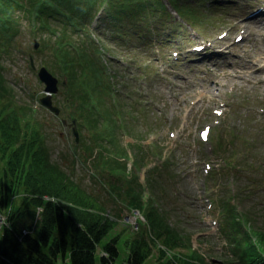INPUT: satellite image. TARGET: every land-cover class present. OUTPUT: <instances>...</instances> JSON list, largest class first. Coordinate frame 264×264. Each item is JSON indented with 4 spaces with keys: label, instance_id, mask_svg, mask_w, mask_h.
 Instances as JSON below:
<instances>
[{
    "label": "rangeland",
    "instance_id": "1",
    "mask_svg": "<svg viewBox=\"0 0 264 264\" xmlns=\"http://www.w3.org/2000/svg\"><path fill=\"white\" fill-rule=\"evenodd\" d=\"M127 1L130 6L134 5L135 0ZM180 1L187 5V11L184 13L182 10V15L192 23V27H187L185 30L186 38L183 39L184 42L179 48L181 53L176 63L164 62L163 60L155 61L153 58V60L148 59L151 56L149 48L151 49L157 44L158 31L150 26L147 33L143 35L142 39L146 38L145 41L136 39L133 33L136 29L142 28L143 23L135 20L138 18V14L134 12L131 15L129 9L119 17L112 18V21L104 22V33H101L100 29L99 35L103 39L102 44L109 52V56L119 58L124 52H132L133 54L136 52L137 54L133 62L138 64L137 67L132 65L129 72H125V74L119 70V66L117 70L113 69V73L116 74L114 76L115 80L122 81L124 89L134 87L132 89L134 94L140 95L142 99L149 101L147 113L143 115L140 112L139 105L130 103L123 96L126 105V111L123 110V113L128 118L136 152L137 148H143L146 153V143L155 141L156 144L167 148L170 155H172V164L168 170L161 167L153 168L154 170L151 169L152 171L150 170L148 173V169L155 166L151 160V158H154L153 155H149V161L146 155L142 160H145V164L141 165L142 168L139 170L133 169L138 174L142 170H146L151 182L153 196H156L158 203L161 205V214L168 225L175 228L180 239L189 236L187 244L175 246L172 250L183 255L180 256V259L188 260L190 259V253L198 249L203 253L206 261L213 260L214 264H226V259L230 257V251L224 246L220 232L212 229L205 218L203 197L208 195V192L204 188L207 184L211 185L207 181L208 179L203 180L200 165L202 159H209L212 154H207L203 146L197 144V127L201 121L206 120L208 122V115L211 116L210 109L212 106L216 105L218 107L217 103L225 100L228 103L227 113L219 127L225 124L230 126L235 124V129L239 130V136L241 135V137L234 140L237 143H240V138L242 141L245 139L249 141L251 137L254 139L251 145L246 142V145L241 148L240 151L243 152V155L239 161L233 158L235 162L238 161L237 169L231 168L224 171V174L219 173L216 176L215 181L219 180L218 194L215 196L218 197L220 193L226 194L227 188H235L237 211L241 221H245L247 228L251 226L253 230L259 231L260 228L264 230V187L262 186L264 180V115L259 111L260 107H264L262 105V101H264V84L249 83L250 80L245 81L243 78H239L238 75L233 76L239 69H241L242 74H245V70L248 71L249 66L264 63V0H225L224 4L212 2V0H203V2L192 0L191 3L185 0ZM259 9L260 11H258ZM138 11L140 12L141 8ZM248 15L251 16L248 17ZM14 17L15 25H18L20 29L17 39L13 41L15 49L7 52L8 47H6L5 51L0 50V53L6 54L1 57V60L4 76L13 91L12 99L17 104L27 105L31 108L29 114L19 116L18 120L21 126L29 132L33 129L44 133L51 161L58 163L59 170L64 172L66 166H68L62 163L65 157L69 156L65 160L67 163L71 162L70 152H72L71 146H73L72 141L74 139L71 126L67 125L68 123L61 124L59 114L55 115L39 103V97L44 94V86L38 82L36 70L32 71L26 60L27 53L31 50L32 39L27 29L25 15L23 18L19 15H14ZM235 21L242 23V25L233 26ZM243 24L246 26L243 27ZM224 27L232 29L230 39L233 37V30L244 28L248 33L250 28L252 33L236 46H229L228 44L222 52V55H224L222 59H219L221 55L212 54L213 51H208L205 57L198 56L188 59V56H185L186 51H182L183 48L200 42L205 36H215ZM46 39L44 44L42 43L41 52L34 56L37 65L41 59L50 61V56H42L45 52H49V49L51 50L52 37L47 35ZM4 43L6 42L2 44ZM174 47L175 45H171L165 48L166 51L163 54L162 52L156 54H162L161 56L164 57ZM217 47H222L220 42H218ZM139 51H142L141 55H139ZM212 59L216 60V66L213 63L209 67L206 66L207 63L212 62ZM229 60L230 63H228ZM107 61L113 67L118 65L112 57H108ZM145 62H147L146 68L141 66ZM155 68H159L161 73L153 76ZM141 73H145L146 78L135 80ZM214 81H219L221 85L217 95L212 92ZM60 96L61 92L58 91L53 95L51 102L58 105L61 101ZM199 96L201 97L200 102L190 110L186 121L183 123L184 119L180 116V113L190 106V100ZM3 105L0 104L1 117L7 109H12L11 106L2 111ZM101 108L103 109L102 106ZM14 109V112H16L15 107ZM64 118L66 119V113ZM67 122L71 123L70 119ZM146 123L151 124L152 126L149 127L154 130L150 131L145 137ZM182 123L183 128L180 131V136L176 137L175 140H171L168 137V131H176ZM81 127H86V124ZM224 129H221L220 135L223 134L224 136ZM228 133L231 141L236 133L229 131ZM88 134L90 135L91 132L84 130V135ZM139 138L140 140H138ZM118 139L119 136L117 135ZM94 146L93 144L91 147ZM231 146V143L226 142L222 151L225 152L228 148L229 152L232 153ZM1 154L0 147V157ZM90 156L93 158L94 153ZM217 158L216 162H220L219 157ZM2 165L1 171L6 168L4 163ZM231 170L235 177V185L231 183V177L228 176ZM93 173L94 176H92ZM102 176L99 172H94L92 165H82L78 161L77 165L75 164L73 167L72 183L79 184L86 194L89 192L96 197L94 204L97 208H106L103 213L116 222L114 232L121 233L124 231L125 233L127 231L131 234L134 231L136 222L140 220L138 218H141V216L138 210H133L131 207L124 205L118 197H115L112 201L108 189L111 181L105 179L104 174ZM145 176L146 173L140 179L142 183H145ZM250 184L253 186H250ZM118 187L119 189L125 188V184L119 182ZM10 192L12 193V191ZM17 193L19 194L14 196L12 194L14 201L12 202V208L9 210V214H11L9 220L11 225L15 222L14 226L20 230L22 229V233L26 234L29 230H33L34 217L30 214L21 216V213L27 209V202L23 198L22 201L21 197L28 196L29 191L23 186L19 188ZM37 210L36 207L29 206V211L32 214H36ZM13 213L18 216L11 218ZM117 213L120 216H117ZM1 224L2 220L0 218V226ZM29 227L32 229H29ZM148 236L151 240L154 233H149ZM127 237L120 235L116 241L118 256L114 264H127L125 260L129 251L126 243ZM151 245L152 250L142 264H156L158 260L155 248L165 247L163 243H159L158 239L156 243H151ZM97 251L100 252L99 249ZM166 257L168 258L169 255L167 254Z\"/></svg>",
    "mask_w": 264,
    "mask_h": 264
},
{
    "label": "trees",
    "instance_id": "2",
    "mask_svg": "<svg viewBox=\"0 0 264 264\" xmlns=\"http://www.w3.org/2000/svg\"><path fill=\"white\" fill-rule=\"evenodd\" d=\"M170 1L180 14H182V10L186 13L187 5L184 2ZM98 2L99 0H0V50L4 52L8 47L7 52H11L15 45L13 41L17 39L20 31L19 26L15 25L14 15L22 16V18L25 15L28 18L34 3H38V9L35 11L37 30L41 34L49 33L52 36L60 26L68 23L67 20L70 17L75 20H84L87 15L86 10ZM149 6L150 4L146 0H135L133 6H130L129 2L127 3L125 12L129 9L131 15L135 12L138 16L142 14L141 18H144L145 13L150 10ZM163 9L167 16L164 7ZM135 20H139V17ZM133 34L135 36L136 31ZM3 42L6 43L2 44ZM61 49L65 51V69L70 73L72 91L79 92L80 101L76 107L79 111L78 122L84 121V124H87V127H82L83 134L79 146H84L87 149L86 157L93 154L98 146L104 152L121 148L120 140L115 137L116 127L118 130L115 114L108 106H105L104 101L107 93L101 81V71L97 68L94 59L89 51L84 49L82 53L83 69H80L77 58L65 42ZM4 55L6 54L0 53V99L6 104L2 111L5 107H11L12 102V90L3 74L1 57ZM84 84L88 91L83 90ZM88 92L95 96L100 111L94 108L90 111L86 109ZM12 114L14 113H3L2 117L0 114V139L2 141L0 144L2 150L0 157V208L12 204L14 201L11 200L12 197L19 194L17 192L20 187L25 186L29 191V197L27 195L25 198L21 197L27 202V209L21 213V216L30 214L34 218L33 230H29L32 234L29 232L24 235L22 229L14 226L15 222L12 225L10 223V229L4 227L0 233V264H114L118 256L116 241L120 235L112 234L116 222L103 213L106 208L96 207L94 204L96 197L88 192L86 194L80 185L73 184L68 173L61 172L57 166L58 163L51 161L49 148L46 143L38 139L39 134L36 130L32 129L30 134L23 133L16 121L9 122L7 120ZM84 130H89L91 134L84 135ZM93 144L95 146L92 148ZM65 159L62 163H67ZM3 161L6 168L1 171ZM128 185L127 190L123 191L113 184L110 186V192L125 205L143 210L147 220L148 233H154L155 239H158L168 249L188 243L189 236L180 239L175 228L168 225L161 214V205L156 204V200L149 201L148 207L143 208L141 200L143 190L138 181H129ZM6 198L7 202L5 203ZM232 198L237 200L235 195H232ZM220 201L223 202L222 204H229L225 203L227 202L225 197H221ZM43 204L45 207L42 220L39 221L38 226H35L37 213L32 214L29 211V206H34L37 209ZM231 209L236 212V207L231 206ZM232 214L237 215L238 220L235 222V216H228L227 222L234 218L236 226L244 233V239L250 242L249 251H243L240 242L236 246L234 254L239 256L238 253L242 252V259L234 264H264V230L261 228L259 231L253 230L250 226V232L253 231L250 234L244 229L247 224L245 221H241L239 214ZM116 215L120 216L118 213ZM16 216L18 215L13 213L11 218H16ZM140 230L146 232L145 227H141ZM141 236L143 237V235ZM126 243L129 250L126 263L142 264L150 253L149 243L145 239H141L136 232L134 235L130 234ZM98 249L101 250V254L98 253ZM195 251L190 253V260L180 259L178 255L172 256V260L165 258L164 251L160 250L159 261L156 264H214L206 261ZM249 256L251 258H248ZM226 264L232 263L226 261Z\"/></svg>",
    "mask_w": 264,
    "mask_h": 264
},
{
    "label": "water",
    "instance_id": "3",
    "mask_svg": "<svg viewBox=\"0 0 264 264\" xmlns=\"http://www.w3.org/2000/svg\"><path fill=\"white\" fill-rule=\"evenodd\" d=\"M44 78L49 82L48 84L50 85V89L51 90H55V87H54L55 86V82L52 80V78H50L47 73L44 74ZM73 130L75 131V127L74 126H73Z\"/></svg>",
    "mask_w": 264,
    "mask_h": 264
},
{
    "label": "bare ground",
    "instance_id": "4",
    "mask_svg": "<svg viewBox=\"0 0 264 264\" xmlns=\"http://www.w3.org/2000/svg\"><path fill=\"white\" fill-rule=\"evenodd\" d=\"M256 80H257V78H256Z\"/></svg>",
    "mask_w": 264,
    "mask_h": 264
}]
</instances>
